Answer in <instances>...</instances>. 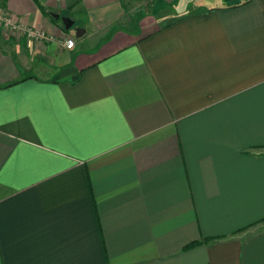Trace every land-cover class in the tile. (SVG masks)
I'll return each mask as SVG.
<instances>
[{
	"label": "crops",
	"instance_id": "1",
	"mask_svg": "<svg viewBox=\"0 0 264 264\" xmlns=\"http://www.w3.org/2000/svg\"><path fill=\"white\" fill-rule=\"evenodd\" d=\"M0 7V264H264V0Z\"/></svg>",
	"mask_w": 264,
	"mask_h": 264
},
{
	"label": "rangeland",
	"instance_id": "2",
	"mask_svg": "<svg viewBox=\"0 0 264 264\" xmlns=\"http://www.w3.org/2000/svg\"><path fill=\"white\" fill-rule=\"evenodd\" d=\"M239 1L242 0H123V3L126 17L136 19L138 26L144 24L147 29H154L189 10Z\"/></svg>",
	"mask_w": 264,
	"mask_h": 264
},
{
	"label": "built area",
	"instance_id": "3",
	"mask_svg": "<svg viewBox=\"0 0 264 264\" xmlns=\"http://www.w3.org/2000/svg\"><path fill=\"white\" fill-rule=\"evenodd\" d=\"M0 27L8 35L18 34L25 36L30 41L42 42L48 39L49 36L39 29H32L16 22V20L0 7ZM64 46L68 49H72L75 46V40L68 38L64 42Z\"/></svg>",
	"mask_w": 264,
	"mask_h": 264
},
{
	"label": "water",
	"instance_id": "4",
	"mask_svg": "<svg viewBox=\"0 0 264 264\" xmlns=\"http://www.w3.org/2000/svg\"><path fill=\"white\" fill-rule=\"evenodd\" d=\"M53 16L56 18V19H61L62 22H63V25H64V28L66 30H72L74 29L75 32L77 33V36H81V33H83V30H81L80 28H73L74 27V24H75V21L72 20L70 17L68 16H63V17H60L59 14H53ZM82 31V32H81ZM81 32V33H80Z\"/></svg>",
	"mask_w": 264,
	"mask_h": 264
},
{
	"label": "trees",
	"instance_id": "5",
	"mask_svg": "<svg viewBox=\"0 0 264 264\" xmlns=\"http://www.w3.org/2000/svg\"><path fill=\"white\" fill-rule=\"evenodd\" d=\"M196 243H194V244H191L190 246H188V247H192V246H194Z\"/></svg>",
	"mask_w": 264,
	"mask_h": 264
}]
</instances>
